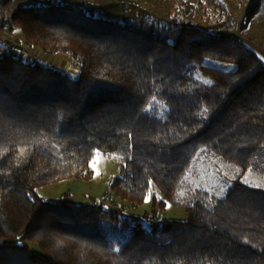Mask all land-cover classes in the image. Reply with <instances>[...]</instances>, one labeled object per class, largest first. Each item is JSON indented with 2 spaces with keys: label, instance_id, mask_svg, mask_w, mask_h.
I'll use <instances>...</instances> for the list:
<instances>
[{
  "label": "trees",
  "instance_id": "1",
  "mask_svg": "<svg viewBox=\"0 0 264 264\" xmlns=\"http://www.w3.org/2000/svg\"><path fill=\"white\" fill-rule=\"evenodd\" d=\"M195 8L123 23L48 0L10 16L24 43L0 56V264H264V186L243 181L264 154V60L229 34L264 0L248 1L249 26L202 27ZM21 45L70 56L80 75ZM202 151L242 170L221 194L185 180ZM98 152L119 161L109 190L137 207L151 197V213L37 193L91 179ZM169 202L185 220L157 218ZM124 229L117 247L107 231Z\"/></svg>",
  "mask_w": 264,
  "mask_h": 264
},
{
  "label": "rangeland",
  "instance_id": "2",
  "mask_svg": "<svg viewBox=\"0 0 264 264\" xmlns=\"http://www.w3.org/2000/svg\"><path fill=\"white\" fill-rule=\"evenodd\" d=\"M249 0H49V3L75 4L86 8L91 14L103 19H111L127 23L132 19L149 17L154 20L167 23L171 21V17L179 16L181 13L187 14V5H195V16L191 22L202 27L220 22H238L247 26L248 21L245 19V7ZM48 0H2L0 4L1 20L10 17L18 9L47 3ZM4 18V19H3ZM6 22V21H5ZM9 23V21H8ZM250 23H248V26ZM23 33L16 29V33ZM230 35L238 36L243 42L245 41L251 48L257 49V44L264 46V15H262L257 23L249 26L245 33H241L239 29L231 31ZM0 38L6 41L7 35L0 34ZM24 38V36H23ZM0 44V56L7 53H15L8 49H4ZM25 49V48H24ZM29 52L30 58L40 59L52 67L63 70L72 78L80 75V69L74 65L70 56L58 54L42 55L41 52L36 53L31 48L25 49ZM261 50V49H259ZM260 57L264 59L261 51H258ZM264 53V50H263ZM94 175L91 179H65L59 183L40 186L37 193L48 201L62 202L69 200L80 204H88L96 202L104 205L106 208H120L125 211L143 215L151 213L153 209L152 198L147 199L143 205L133 206L126 200L119 199L114 192H111L110 184L112 179L119 175V161L116 158H108L98 152L96 159L91 163ZM242 172L241 168L233 162L222 159L215 153L202 151L194 160L192 166L188 169L185 180L195 184L197 187H203L221 194L226 189V184L231 179H235ZM243 181L255 186H264V154L256 160V163L244 173ZM221 188L224 190L221 191ZM155 214L160 220L164 219H186V214L179 207H175L171 202L168 203L165 210L156 208ZM163 223H151V226H161ZM131 229H124L121 232L107 231V237L118 243L125 240L131 233ZM117 236L121 241H117Z\"/></svg>",
  "mask_w": 264,
  "mask_h": 264
},
{
  "label": "crops",
  "instance_id": "3",
  "mask_svg": "<svg viewBox=\"0 0 264 264\" xmlns=\"http://www.w3.org/2000/svg\"><path fill=\"white\" fill-rule=\"evenodd\" d=\"M2 3V2H1ZM0 11H1V9H0ZM9 18L10 17H8L7 19L5 18H3L5 21H4V23H6L5 25L6 26H4V28H2V29H0V34L1 33H5L6 35H7V38L8 39H6V42L7 41H12V42H14L15 40H19V42H21L22 44L24 43V38H23V36H22V34H20V33H16V29H14V28H12V27H10L9 25H7V23H8V20H9ZM0 20H1V13H0ZM258 21V20H257ZM3 23V24H4ZM2 25V22L0 21V26ZM4 43V44H2L1 46H3V48L4 49H10V47L11 46H9L10 44H8V42L7 43ZM245 42V41H244ZM246 43V42H245ZM247 44V43H246ZM248 45V44H247ZM21 46H23V48L22 49H27V47L25 46V45H21ZM248 47L249 48H251L249 45H248ZM258 47V48H257ZM256 48L257 49H254V48H251L253 51H255V53L256 54H258V52H257V50L258 51H261L260 53H262L263 54V56H264V53H263V50H264V46L262 45V44H257V46H256ZM24 49V50H25ZM259 49H261V50H259ZM31 50H33V51H35L36 53H39V50H37V49H32L31 48ZM24 55L27 57V56H30L29 55V52L27 51V50H25V53H24ZM258 56L260 57V55L258 54ZM262 60H264L262 57H260Z\"/></svg>",
  "mask_w": 264,
  "mask_h": 264
},
{
  "label": "snow or ice",
  "instance_id": "4",
  "mask_svg": "<svg viewBox=\"0 0 264 264\" xmlns=\"http://www.w3.org/2000/svg\"><path fill=\"white\" fill-rule=\"evenodd\" d=\"M205 111H206V109H205ZM224 189L223 188H221V191H223Z\"/></svg>",
  "mask_w": 264,
  "mask_h": 264
},
{
  "label": "built area",
  "instance_id": "5",
  "mask_svg": "<svg viewBox=\"0 0 264 264\" xmlns=\"http://www.w3.org/2000/svg\"><path fill=\"white\" fill-rule=\"evenodd\" d=\"M0 43H1V40H0Z\"/></svg>",
  "mask_w": 264,
  "mask_h": 264
}]
</instances>
